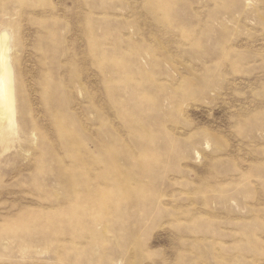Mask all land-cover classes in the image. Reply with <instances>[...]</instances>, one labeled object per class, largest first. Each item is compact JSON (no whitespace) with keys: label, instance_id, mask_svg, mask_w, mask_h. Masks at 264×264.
Instances as JSON below:
<instances>
[{"label":"rangeland","instance_id":"1","mask_svg":"<svg viewBox=\"0 0 264 264\" xmlns=\"http://www.w3.org/2000/svg\"><path fill=\"white\" fill-rule=\"evenodd\" d=\"M0 41V264H264V0H0Z\"/></svg>","mask_w":264,"mask_h":264},{"label":"bare ground","instance_id":"2","mask_svg":"<svg viewBox=\"0 0 264 264\" xmlns=\"http://www.w3.org/2000/svg\"><path fill=\"white\" fill-rule=\"evenodd\" d=\"M0 44H1V47H0V50L2 51V55H3V52H4V46L2 45L1 41H0Z\"/></svg>","mask_w":264,"mask_h":264}]
</instances>
